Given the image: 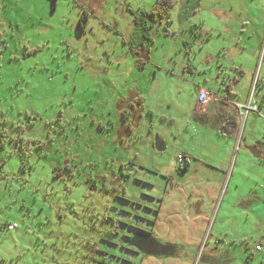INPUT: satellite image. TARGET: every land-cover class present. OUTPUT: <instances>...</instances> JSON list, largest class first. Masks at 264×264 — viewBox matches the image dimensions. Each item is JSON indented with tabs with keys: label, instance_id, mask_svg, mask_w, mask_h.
<instances>
[{
	"label": "rangeland",
	"instance_id": "1",
	"mask_svg": "<svg viewBox=\"0 0 264 264\" xmlns=\"http://www.w3.org/2000/svg\"><path fill=\"white\" fill-rule=\"evenodd\" d=\"M52 3L0 0V132L6 134L0 146V264H144L160 258L156 254L178 257L179 264H264V165L245 155L238 170L237 146L227 167H216L218 160H211L213 152L205 151L200 137L198 148L182 135L181 146L209 164L193 159L187 177L208 175L220 183V191L197 249L187 226L174 230L171 243L157 230L150 234L152 198L163 193L161 175H171L180 150L174 151L180 143L161 152L154 147L162 133L177 137L170 132L174 128L165 129L167 122H159L170 111L166 103L161 106L162 91L152 81L158 67L136 69L131 77L106 85L100 61L106 49L112 53L122 47L121 37L99 22L94 32L79 34L75 5L59 0L52 10ZM125 3L135 12L134 0ZM161 51L157 43L154 55ZM133 78H139L137 86ZM262 78L264 41L254 69L253 98L260 97ZM114 90H124L125 98ZM139 93L153 117L146 128L143 120L151 115L141 116L140 105L133 103ZM166 93L172 104L178 96L181 103L190 98L189 92L174 88ZM117 107L124 109L118 112ZM172 118L170 123L179 127L188 121L183 114ZM134 119L138 124L131 123ZM253 132L263 140L259 128ZM124 133L125 148L112 142ZM17 134L46 144L24 158ZM119 165L123 168H114ZM56 167L65 171L64 179L53 177ZM257 241L263 243L261 251L255 250ZM182 243L191 245L179 248Z\"/></svg>",
	"mask_w": 264,
	"mask_h": 264
},
{
	"label": "crops",
	"instance_id": "2",
	"mask_svg": "<svg viewBox=\"0 0 264 264\" xmlns=\"http://www.w3.org/2000/svg\"><path fill=\"white\" fill-rule=\"evenodd\" d=\"M56 1L52 10L59 2V0ZM68 1H71L77 9L78 19L77 16L74 17L76 27L81 12L85 11L87 13L85 30L94 32L95 26L97 28L96 22H99L109 33L117 36L118 40L121 37L122 47L112 53L106 49L103 52L104 59L100 61L102 76L107 79L106 85L113 86V81L131 77L136 69L140 70L148 66L154 71L158 67L152 81L155 88L159 86L162 91L159 95L161 106L163 107L166 103L164 107L171 113L165 115L166 118H162L159 122H167L168 127L165 129L174 128L175 132H170L177 135L175 139L177 142L163 133L160 140L165 145L164 150L168 145L176 146L180 143L174 149L175 151L178 147L180 148L178 152H175V156L182 154L185 157L182 164L187 161L188 168L184 172H179V164L177 166L175 157L171 175H161L165 180V188L162 194L152 198L153 209L150 212L154 217L150 234L157 230L162 239L171 243L173 240L170 241V235L174 230L187 226L192 230L191 241H195L192 246L197 249L217 200L220 183L210 180V176L205 174H202L203 178L187 177L193 159L201 165L209 166V164L204 161L206 160L204 156L199 158L203 159L199 161L192 149H184L180 138L182 135L188 136L187 140H195L199 148L197 137H200L205 145V151L213 152L211 160H218L216 167H227L232 154L236 152V146L235 163L237 157L240 160L238 170L242 169V159L245 155L250 157L253 155L264 165V137L260 140L258 135L254 136L253 132L259 128L260 132L264 133V113L262 112L264 110V78L258 90L260 97L253 98L251 94L254 88V69L264 41V0H174V6L170 10V21L157 23L152 27L153 43L146 57L134 55L125 44L135 28L131 14L134 10L130 4L125 3V0ZM155 1L134 0L135 12L150 10ZM157 43L163 51L154 55V46ZM173 55L179 58L178 67L175 66L178 58ZM110 64L111 67L108 66ZM157 72L162 74L161 77L156 76ZM157 78H160L161 83L156 82ZM172 79L175 81L174 84L171 82ZM167 83L166 92L170 93L173 88L180 92L179 94L183 91L189 92L190 98L187 103L178 102L181 101V96L177 97V104L166 101L167 93L164 91L163 84ZM138 84L139 78H133V85ZM105 88L107 89L106 86ZM256 88L255 86L254 90ZM199 89H204L208 93V103L205 108H201L197 103ZM113 92L114 95L125 98L124 90ZM140 93L137 97H142ZM142 100L143 107L139 106L138 109L143 111L140 115L147 113H149L148 116L151 115L150 119L143 120L146 128L148 123H152L153 117L150 113L151 108L145 105V98L142 97ZM174 105L177 106L176 109ZM122 109L118 108L117 111L120 112ZM138 110L135 109L137 116ZM144 110L147 112L144 113ZM174 113L184 115L188 120L185 126L181 124L179 127L175 122L172 126L173 123L170 122L174 120L172 118ZM244 117H246L245 121ZM250 117L252 121L248 124ZM242 119L244 125L240 135ZM258 120L262 123L261 126L258 125L260 124ZM131 123L138 124V121L134 119ZM127 127V131L132 136L131 127ZM125 138L124 133L113 138L112 142L119 141L120 146L125 148L127 143ZM240 144L244 145L240 148ZM221 157L225 160L221 161ZM118 167L123 168L122 165L114 168ZM111 168L110 165V171ZM177 194L178 198H175ZM165 195H169L168 198ZM206 207L209 209L208 212ZM178 245L179 248H187L191 244ZM153 257L160 258H148L144 264H179L178 257L175 256L166 257L156 254Z\"/></svg>",
	"mask_w": 264,
	"mask_h": 264
},
{
	"label": "trees",
	"instance_id": "3",
	"mask_svg": "<svg viewBox=\"0 0 264 264\" xmlns=\"http://www.w3.org/2000/svg\"><path fill=\"white\" fill-rule=\"evenodd\" d=\"M56 0H53L54 7ZM174 6V0H156L150 10H138L137 12H131L133 15V23L135 28L130 35L129 46L130 50L134 55L146 54L148 56L149 47L153 43V38L151 36V30L154 24L168 23L170 21V10ZM86 17L85 11L82 12L81 20H84ZM138 98V100H137ZM133 103H138L141 106L142 97H136ZM130 106L133 107L131 104ZM4 123H7L5 120ZM31 124H29L30 126ZM23 130V129H21ZM0 146H4V138L6 134L0 132ZM5 136V137H2ZM14 136L12 135V138ZM16 138L22 143V146H19L20 153L27 158L30 156L32 149L45 146V142H40L39 140L24 139L20 134H17ZM183 159L185 157L183 156ZM24 162V161H23ZM188 168V163L185 161L182 166H178L179 172H184ZM62 167H56L53 171V177L58 179H64L63 174L65 171H61ZM71 172V171H69ZM167 246L175 247L176 244H169Z\"/></svg>",
	"mask_w": 264,
	"mask_h": 264
},
{
	"label": "built area",
	"instance_id": "4",
	"mask_svg": "<svg viewBox=\"0 0 264 264\" xmlns=\"http://www.w3.org/2000/svg\"><path fill=\"white\" fill-rule=\"evenodd\" d=\"M197 103L201 108H205L208 103V93L204 89H199L197 92ZM177 163L181 165L183 163V155L179 154L176 157ZM12 228H16V225H11ZM263 243L261 241H257L255 243V250L261 251Z\"/></svg>",
	"mask_w": 264,
	"mask_h": 264
},
{
	"label": "flooded vegetation",
	"instance_id": "5",
	"mask_svg": "<svg viewBox=\"0 0 264 264\" xmlns=\"http://www.w3.org/2000/svg\"><path fill=\"white\" fill-rule=\"evenodd\" d=\"M87 14V13H86ZM81 15H82V12H81ZM81 15H80V17H79V20H78V23H77V29H78V32H79V34H84L85 32H86V30H85V23H86V21H87V17H85V19L84 20H81ZM87 16V15H86ZM127 46H128V48H129V50H130V46H129V40H127V42L125 43ZM131 51V50H130ZM132 52V51H131ZM138 56V55H137ZM140 56H142V57H146L147 55L146 54H142V55H140ZM133 107H134V105H133ZM133 107L132 106H130V108H132L133 109ZM121 112V111H120ZM126 128H128V127H126ZM180 167L182 166V164L181 165H179Z\"/></svg>",
	"mask_w": 264,
	"mask_h": 264
},
{
	"label": "water",
	"instance_id": "6",
	"mask_svg": "<svg viewBox=\"0 0 264 264\" xmlns=\"http://www.w3.org/2000/svg\"><path fill=\"white\" fill-rule=\"evenodd\" d=\"M154 147L157 151H163L165 148V145L163 144V142L159 139H156L154 141Z\"/></svg>",
	"mask_w": 264,
	"mask_h": 264
}]
</instances>
